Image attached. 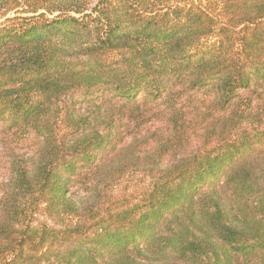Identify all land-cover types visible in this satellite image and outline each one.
<instances>
[{"label": "trees", "instance_id": "1", "mask_svg": "<svg viewBox=\"0 0 264 264\" xmlns=\"http://www.w3.org/2000/svg\"><path fill=\"white\" fill-rule=\"evenodd\" d=\"M0 139V264H264V0H0Z\"/></svg>", "mask_w": 264, "mask_h": 264}, {"label": "rangeland", "instance_id": "2", "mask_svg": "<svg viewBox=\"0 0 264 264\" xmlns=\"http://www.w3.org/2000/svg\"><path fill=\"white\" fill-rule=\"evenodd\" d=\"M200 143V138L195 137L194 138V146L199 145ZM19 152L23 154H29L30 149L29 145H25L22 148L19 149ZM9 155L7 153V150L3 146V142L0 139V194H1V188L4 184V182L7 180L9 177Z\"/></svg>", "mask_w": 264, "mask_h": 264}]
</instances>
